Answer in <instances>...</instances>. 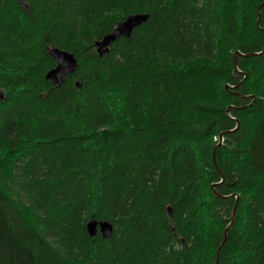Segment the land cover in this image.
I'll return each instance as SVG.
<instances>
[{"label":"trees","instance_id":"trees-1","mask_svg":"<svg viewBox=\"0 0 264 264\" xmlns=\"http://www.w3.org/2000/svg\"><path fill=\"white\" fill-rule=\"evenodd\" d=\"M24 3L0 0V264H264V0Z\"/></svg>","mask_w":264,"mask_h":264},{"label":"water","instance_id":"water-1","mask_svg":"<svg viewBox=\"0 0 264 264\" xmlns=\"http://www.w3.org/2000/svg\"><path fill=\"white\" fill-rule=\"evenodd\" d=\"M22 8L28 11V6L24 4V0H19ZM149 16L147 14H132L128 16L124 21L117 23L113 29L102 40L95 43L97 52L100 57L103 58L109 53L110 47L119 38H130L133 31L148 21ZM51 57L56 61L57 65L54 69L50 70L46 79L51 81L54 85L64 83L68 75H72L77 71L78 62L75 55L72 52L64 51L58 48L50 49ZM77 87L81 88V81L77 82ZM4 93L0 91V101L4 100ZM171 212V209H169ZM236 213V208L233 211V220ZM87 231L90 237H95L100 233L103 239H109L113 236L114 226L105 220L92 219L87 224ZM222 247V246H221ZM221 249V248H220ZM219 254L217 256L216 264L219 262Z\"/></svg>","mask_w":264,"mask_h":264},{"label":"bare ground","instance_id":"bare-ground-1","mask_svg":"<svg viewBox=\"0 0 264 264\" xmlns=\"http://www.w3.org/2000/svg\"><path fill=\"white\" fill-rule=\"evenodd\" d=\"M20 2V1H19ZM25 4V3H24ZM25 5H27V4H25ZM24 10V9H23Z\"/></svg>","mask_w":264,"mask_h":264}]
</instances>
